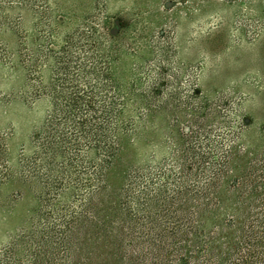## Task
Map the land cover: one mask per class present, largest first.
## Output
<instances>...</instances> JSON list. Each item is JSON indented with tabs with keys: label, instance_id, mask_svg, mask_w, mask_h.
Returning <instances> with one entry per match:
<instances>
[{
	"label": "trees",
	"instance_id": "1",
	"mask_svg": "<svg viewBox=\"0 0 264 264\" xmlns=\"http://www.w3.org/2000/svg\"><path fill=\"white\" fill-rule=\"evenodd\" d=\"M95 1L0 0V61L19 54L1 36L19 39L28 10L30 60L50 70L14 165L0 132V188L32 199L0 264H264V121L252 128L245 99L203 89V61L179 56V15L114 34L108 16L79 13Z\"/></svg>",
	"mask_w": 264,
	"mask_h": 264
},
{
	"label": "rangeland",
	"instance_id": "2",
	"mask_svg": "<svg viewBox=\"0 0 264 264\" xmlns=\"http://www.w3.org/2000/svg\"><path fill=\"white\" fill-rule=\"evenodd\" d=\"M182 1H186L183 7L186 11L179 8ZM226 1L96 0L84 3L85 6L82 3L79 13L108 16L112 32L118 23L115 34L121 28L119 23L122 26L134 18L154 22L163 10L169 29L171 17L179 15L181 23L175 41L181 61L192 68L203 61L206 69L200 83L204 90L221 87L226 93L245 99V111L254 128L264 121V0H238L220 9ZM198 6L203 9L197 13L192 7ZM219 12L223 14L221 20ZM145 13H150L149 17ZM21 17L19 39L10 34L1 36L9 50L19 51L12 62L0 61V132L9 136L12 165L21 151L29 152L30 133L45 116L48 100L44 96L35 98L33 89L39 78L45 81L50 75L48 65L38 70L30 60L32 12L23 11ZM217 21L220 24L216 26ZM237 37L241 39L239 44L234 41ZM193 71L190 70L192 77ZM15 189L0 188L1 239L19 227L32 202L26 193L23 198L13 200Z\"/></svg>",
	"mask_w": 264,
	"mask_h": 264
},
{
	"label": "water",
	"instance_id": "3",
	"mask_svg": "<svg viewBox=\"0 0 264 264\" xmlns=\"http://www.w3.org/2000/svg\"><path fill=\"white\" fill-rule=\"evenodd\" d=\"M118 28V23L116 24V28L113 30V33L115 34Z\"/></svg>",
	"mask_w": 264,
	"mask_h": 264
}]
</instances>
